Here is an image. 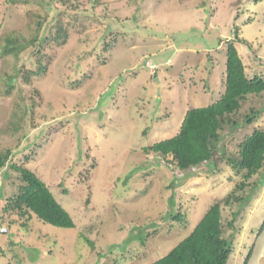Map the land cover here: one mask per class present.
I'll return each instance as SVG.
<instances>
[{
	"label": "rangeland",
	"instance_id": "rangeland-1",
	"mask_svg": "<svg viewBox=\"0 0 264 264\" xmlns=\"http://www.w3.org/2000/svg\"><path fill=\"white\" fill-rule=\"evenodd\" d=\"M51 16L67 31L66 43L29 45ZM235 28L247 41L235 42L246 72L264 76V0H0V152L10 149L11 163L45 182L75 222L59 228L32 215L21 227L5 212L0 264H150L233 193L244 200L222 203L224 236L238 242L257 203L254 233L264 171L248 180L262 173L251 195L247 183L240 189L243 171L226 161L179 170L145 149L173 136L189 108L218 100ZM7 36L23 46L17 56L3 52ZM39 57L46 72L22 82L20 73ZM23 91L37 102L32 120ZM262 94L249 96L240 112L264 105ZM255 127H264V112L233 133L223 130L220 145L236 153ZM20 184L13 168L0 170V206ZM239 259L232 252L225 264Z\"/></svg>",
	"mask_w": 264,
	"mask_h": 264
},
{
	"label": "trees",
	"instance_id": "trees-1",
	"mask_svg": "<svg viewBox=\"0 0 264 264\" xmlns=\"http://www.w3.org/2000/svg\"><path fill=\"white\" fill-rule=\"evenodd\" d=\"M88 1L95 2L97 0ZM46 25L39 35L37 33L32 40L28 41L29 45L34 42L37 47H41L49 41L56 42L58 45L66 43L68 34L65 29L59 26V21L53 22V16H51V21ZM53 27L56 28L55 31L52 30ZM232 34L233 37L226 41L224 89L218 100L205 106L189 108L178 131L173 136L153 143L145 149L156 153L164 158L166 163L172 164L174 169L179 170H187L204 163H212L215 168H218L221 162L226 161L236 170L243 171L246 181L241 183L240 189H243L247 183L250 187L249 194H253L263 178L261 173L260 178L253 182L248 181L260 170L264 171V127H255L251 133L240 140L236 153L228 152L224 145H220L224 136L222 135L223 130L233 133L243 125L253 122L264 112V105L250 106L244 113L240 112L249 96L263 95L264 76L246 72L235 42L247 43V41L238 38L236 28ZM17 41L16 38L7 36L2 46L3 52L17 56L20 50L24 49L22 45H14ZM48 58L50 57L48 56ZM46 70L47 63L43 64L39 57L38 60L30 62L24 72L20 73V69H18V74L20 73L22 82L29 83L32 76H41ZM13 78L14 76H10L9 81L12 82ZM35 92L38 93L37 90ZM23 93L30 99L32 108L30 120H32L33 106L37 102L34 95L24 91ZM38 140L40 139H37V144L33 146L31 152L24 156L25 161L34 155V148L40 143ZM11 153L10 149L0 152V170L6 166L13 168L18 173L21 184L17 193L10 196L6 203L0 206L2 209L0 225L5 221L4 217L8 212L10 215L14 213L18 219H22L19 221L21 227H28L27 220H31L32 215L55 227H75L71 214L55 198L47 184L30 169L24 167V163L20 165L11 163ZM5 175H7L6 172ZM230 200L239 202L244 200V196H236L233 193L212 203L189 233L150 264H225L233 241L231 233L228 236L223 234L221 206L222 203L229 205ZM238 211L232 214L233 217L237 216ZM235 217L229 221V226L233 225ZM173 218L181 220L182 217L178 214ZM15 222L10 221L6 225L10 227ZM263 226L264 221L260 227Z\"/></svg>",
	"mask_w": 264,
	"mask_h": 264
},
{
	"label": "crops",
	"instance_id": "crops-1",
	"mask_svg": "<svg viewBox=\"0 0 264 264\" xmlns=\"http://www.w3.org/2000/svg\"><path fill=\"white\" fill-rule=\"evenodd\" d=\"M258 205L259 204L256 203L255 209L257 208ZM254 210L252 211L250 210L247 212L244 218V220L246 219L245 227L241 226L239 233H238L239 240L238 242H236L234 238L233 246L230 252V254H232V252H234L235 255H237L238 253L240 254L239 260L242 259L240 261L241 264H264V226L260 227L262 225V222L264 221V206L261 212V215L263 218L260 224L258 225V227L254 231L255 233L254 240L251 241V239L250 240L247 239V233L248 232H250L251 234L253 233V231L249 229V226H250L249 223H250V219H252V216H253L252 214ZM244 236L246 237L244 238ZM236 244L237 246L235 247Z\"/></svg>",
	"mask_w": 264,
	"mask_h": 264
},
{
	"label": "clouds",
	"instance_id": "clouds-1",
	"mask_svg": "<svg viewBox=\"0 0 264 264\" xmlns=\"http://www.w3.org/2000/svg\"><path fill=\"white\" fill-rule=\"evenodd\" d=\"M232 241H233V238H232ZM232 246H233V244H232ZM232 249V248H231ZM231 252V251H230ZM230 254V253H229ZM228 257H229V255H228Z\"/></svg>",
	"mask_w": 264,
	"mask_h": 264
},
{
	"label": "water",
	"instance_id": "water-1",
	"mask_svg": "<svg viewBox=\"0 0 264 264\" xmlns=\"http://www.w3.org/2000/svg\"><path fill=\"white\" fill-rule=\"evenodd\" d=\"M2 231H4V232H5V229H2Z\"/></svg>",
	"mask_w": 264,
	"mask_h": 264
}]
</instances>
